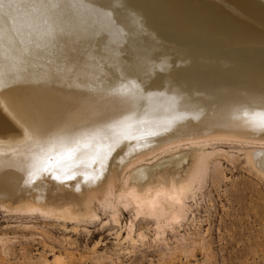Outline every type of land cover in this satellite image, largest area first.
Returning <instances> with one entry per match:
<instances>
[{"label": "bare ground", "instance_id": "obj_1", "mask_svg": "<svg viewBox=\"0 0 264 264\" xmlns=\"http://www.w3.org/2000/svg\"><path fill=\"white\" fill-rule=\"evenodd\" d=\"M18 2L0 34V207L83 221L131 203L177 222L212 137L256 145L246 161L264 174V0ZM129 124L156 134L93 163ZM70 148L71 178L54 161L32 175Z\"/></svg>", "mask_w": 264, "mask_h": 264}, {"label": "rangeland", "instance_id": "obj_2", "mask_svg": "<svg viewBox=\"0 0 264 264\" xmlns=\"http://www.w3.org/2000/svg\"><path fill=\"white\" fill-rule=\"evenodd\" d=\"M209 140L198 141L208 144L209 165L184 219L163 222L134 204L103 201L86 221L0 207V264H264V174L245 157L257 146ZM182 146L174 154L190 149ZM156 156L141 166L168 157Z\"/></svg>", "mask_w": 264, "mask_h": 264}, {"label": "snow or ice", "instance_id": "obj_3", "mask_svg": "<svg viewBox=\"0 0 264 264\" xmlns=\"http://www.w3.org/2000/svg\"><path fill=\"white\" fill-rule=\"evenodd\" d=\"M21 8V5L19 4L18 0H7V3H5V0H0V34H2L4 29V23H7L10 26V30H14L18 15ZM259 127L264 129V118L261 119ZM155 132L146 133L142 130L134 129V127L129 124L125 128V132L122 135H119L118 137H114L111 139V142L106 146V150L101 153L99 149L96 151V155L92 158V162H103L108 156V154L115 148V146L121 142V140L127 139H135L137 141L144 139L147 135H155ZM77 159L76 156V149L70 148L65 153H62L60 156L56 157H47L41 156L37 162L33 165L34 172L32 175H36L38 173L47 172L50 167H52L53 161L56 165H61V167L65 168V178H71L70 174L67 173L66 169L71 165V163H74ZM63 162V163H62ZM59 176L53 174V179H58ZM87 178V177H86Z\"/></svg>", "mask_w": 264, "mask_h": 264}]
</instances>
